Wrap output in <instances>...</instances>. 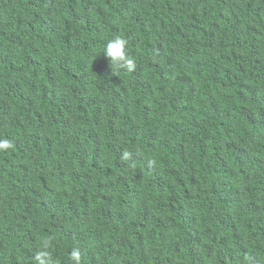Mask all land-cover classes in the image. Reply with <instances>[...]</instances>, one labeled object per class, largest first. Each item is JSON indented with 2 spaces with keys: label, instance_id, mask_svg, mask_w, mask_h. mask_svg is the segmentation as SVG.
<instances>
[{
  "label": "trees",
  "instance_id": "obj_1",
  "mask_svg": "<svg viewBox=\"0 0 264 264\" xmlns=\"http://www.w3.org/2000/svg\"><path fill=\"white\" fill-rule=\"evenodd\" d=\"M0 139V264H264V0H0Z\"/></svg>",
  "mask_w": 264,
  "mask_h": 264
},
{
  "label": "clouds",
  "instance_id": "obj_2",
  "mask_svg": "<svg viewBox=\"0 0 264 264\" xmlns=\"http://www.w3.org/2000/svg\"><path fill=\"white\" fill-rule=\"evenodd\" d=\"M103 55L109 61V66L113 74V69L125 70L132 72L136 68V61L128 53V40L120 35H116L108 39L104 45ZM11 147V142L8 139H0V150ZM129 153H124L127 157ZM48 242L45 240L42 247L35 253V264H56L53 257L48 252ZM72 264H81V252L77 248H73L70 253Z\"/></svg>",
  "mask_w": 264,
  "mask_h": 264
}]
</instances>
